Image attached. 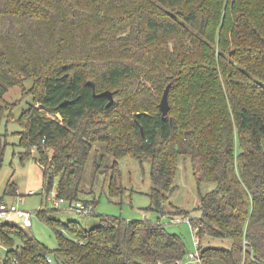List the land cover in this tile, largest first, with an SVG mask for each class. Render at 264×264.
I'll return each instance as SVG.
<instances>
[{
	"label": "trees",
	"instance_id": "trees-1",
	"mask_svg": "<svg viewBox=\"0 0 264 264\" xmlns=\"http://www.w3.org/2000/svg\"><path fill=\"white\" fill-rule=\"evenodd\" d=\"M13 86L30 101L18 116L0 105V167L15 121L47 190L59 176L58 200H79L91 158L98 172L107 156L131 155L150 162L159 212L184 156L198 183L216 184L190 220L197 264H264V0H0V99ZM60 226L52 251L20 221L0 224L3 264H51V252L57 264H180L187 252L147 219ZM204 235L231 243L203 248Z\"/></svg>",
	"mask_w": 264,
	"mask_h": 264
},
{
	"label": "rangeland",
	"instance_id": "rangeland-1",
	"mask_svg": "<svg viewBox=\"0 0 264 264\" xmlns=\"http://www.w3.org/2000/svg\"><path fill=\"white\" fill-rule=\"evenodd\" d=\"M30 84L29 80L24 82L26 87ZM29 101L30 96L24 87L13 86L4 94L3 99H0V105L7 107V112L18 116ZM2 128L4 129V126ZM20 130V126L15 121L9 122L7 125L4 158L0 167V198L31 213L32 226L24 227L28 235L54 251L58 246L57 232L61 231L66 234L60 223L78 222L85 229H90L101 223V215L125 219H147L162 224L166 231L176 233L183 240L187 252L180 264H197L188 255L189 252H194V232L190 226L193 223L190 220L200 216V211L197 210L200 197L214 189L216 184L207 181L198 183L189 158L176 157L173 177L175 188L166 194L162 210L159 212L152 208L149 160L140 161L131 155L118 160L107 156L104 160V167L95 172L94 162L91 158L85 166L82 188L79 193V200L87 201L92 206V212L86 214L68 210L67 200L59 203L58 198L55 197L58 175L53 179L52 188L46 189L39 152L32 149L27 156L18 135ZM44 150L48 154L51 153L49 148ZM114 161H117L116 165H114ZM40 211H45L47 217H43ZM48 217L56 219L57 222L52 225ZM172 218L175 221H171ZM176 219H179V222H176ZM19 220L15 219L14 221L18 222ZM15 241L18 242V239ZM200 242L203 248L222 247L229 246L231 239L204 235ZM5 254L6 248L0 242L1 264L9 260V257L3 259ZM48 256L52 260L51 264H57L53 252Z\"/></svg>",
	"mask_w": 264,
	"mask_h": 264
},
{
	"label": "built area",
	"instance_id": "built-area-1",
	"mask_svg": "<svg viewBox=\"0 0 264 264\" xmlns=\"http://www.w3.org/2000/svg\"><path fill=\"white\" fill-rule=\"evenodd\" d=\"M60 202H64V200L59 199V203ZM57 204L58 203L56 202V205ZM67 209L70 211L83 212L86 214H90L92 212V206L89 203L80 200L68 202ZM15 219L17 220L20 219L19 221L25 227L32 226L31 213L29 211L21 210L17 208L15 205L9 204L4 200L0 201V224L8 221H13ZM171 221H175V220L172 218ZM176 222H179V219H176ZM196 229L197 228H193V227L191 228V230L194 232L193 235L194 252H189L188 255L189 257L193 258L196 262H199V251H198L199 239L195 233ZM48 261H50V259H48Z\"/></svg>",
	"mask_w": 264,
	"mask_h": 264
},
{
	"label": "water",
	"instance_id": "water-1",
	"mask_svg": "<svg viewBox=\"0 0 264 264\" xmlns=\"http://www.w3.org/2000/svg\"><path fill=\"white\" fill-rule=\"evenodd\" d=\"M87 84H89L93 88V92H94L95 96H106L109 99L107 105L112 104V102H113V92H111L110 90H104L102 92L96 93L95 84L93 83V81L88 80ZM170 85H171L170 83L166 85V87H165V89H164V91L162 93L160 102L158 104L159 111L161 113L162 118H165L166 115L169 112L168 94H169Z\"/></svg>",
	"mask_w": 264,
	"mask_h": 264
}]
</instances>
